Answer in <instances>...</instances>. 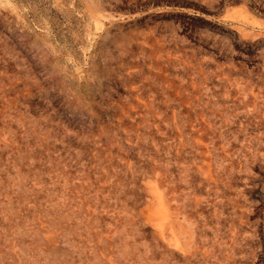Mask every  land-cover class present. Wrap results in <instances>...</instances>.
Masks as SVG:
<instances>
[{
  "label": "rangeland",
  "instance_id": "rangeland-1",
  "mask_svg": "<svg viewBox=\"0 0 264 264\" xmlns=\"http://www.w3.org/2000/svg\"><path fill=\"white\" fill-rule=\"evenodd\" d=\"M0 264H264V0H0Z\"/></svg>",
  "mask_w": 264,
  "mask_h": 264
}]
</instances>
